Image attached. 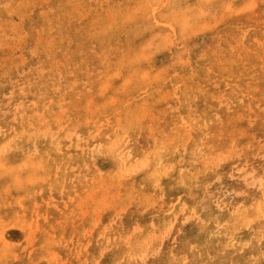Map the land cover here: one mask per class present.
I'll return each mask as SVG.
<instances>
[{
  "label": "rangeland",
  "instance_id": "1",
  "mask_svg": "<svg viewBox=\"0 0 264 264\" xmlns=\"http://www.w3.org/2000/svg\"><path fill=\"white\" fill-rule=\"evenodd\" d=\"M3 231L0 264H264V0H0Z\"/></svg>",
  "mask_w": 264,
  "mask_h": 264
},
{
  "label": "bare ground",
  "instance_id": "2",
  "mask_svg": "<svg viewBox=\"0 0 264 264\" xmlns=\"http://www.w3.org/2000/svg\"><path fill=\"white\" fill-rule=\"evenodd\" d=\"M98 148H100V146ZM108 150L115 154V156L117 157L116 159L118 161V164H121V159L123 160V159H126L127 157H131L132 156V153L130 151L127 152V153L124 152V147L122 145V142L120 143V139L112 141L111 144L108 147ZM252 182H254V179H253ZM191 210L194 211L195 209L192 208ZM12 239H13V236H12L11 232L3 231V232L0 233V241H2L3 243H9L10 241H12Z\"/></svg>",
  "mask_w": 264,
  "mask_h": 264
}]
</instances>
